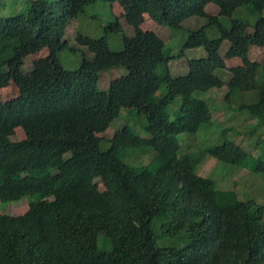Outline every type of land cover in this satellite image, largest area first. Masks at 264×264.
I'll return each instance as SVG.
<instances>
[{
    "label": "trees",
    "instance_id": "obj_1",
    "mask_svg": "<svg viewBox=\"0 0 264 264\" xmlns=\"http://www.w3.org/2000/svg\"><path fill=\"white\" fill-rule=\"evenodd\" d=\"M9 1L12 10L0 14V88L13 82L19 95L0 97V205L26 199L29 208L0 211V264H264V202L221 203L217 182L197 173L209 156L264 174V148L257 156L236 141L247 135L237 129L243 115L256 120L249 129L259 125L264 133V64L257 65L253 95L242 90L240 68L226 64L247 58V29L264 38V0H131L126 20L134 34L118 16L102 36L79 33L76 42L92 56L84 52L75 69L60 62L62 51L74 50L66 28L100 0ZM144 13L172 33L187 30L181 50L143 29ZM192 17L204 23L185 28ZM110 34L122 35L121 49L109 47ZM200 47L184 73L172 72V60ZM44 48L51 66L24 71L25 58ZM115 67L127 72L101 89L100 73ZM225 84L232 135L218 132L216 144L182 151L180 134L213 125L203 94ZM131 97V123L100 137ZM140 123L147 136L136 130ZM18 128L23 138H16ZM150 151L148 162L137 158Z\"/></svg>",
    "mask_w": 264,
    "mask_h": 264
},
{
    "label": "rangeland",
    "instance_id": "obj_2",
    "mask_svg": "<svg viewBox=\"0 0 264 264\" xmlns=\"http://www.w3.org/2000/svg\"><path fill=\"white\" fill-rule=\"evenodd\" d=\"M5 4L0 5V14L9 13L13 5L9 0H5ZM131 4V0H117L113 3L108 1L100 0L94 5H91L87 12L81 14L69 24L66 28L65 40H67L70 45L74 48L65 49L60 54L61 64L68 69H75L78 67L79 63L84 57V52L87 57H91V52L85 47L80 46L76 42V36L79 33L89 35L91 37H99L104 35V25L106 22L119 17L123 28L128 35L134 34L133 27L128 24L126 20L127 9ZM207 11L213 14H217L219 9L214 4H208L206 7ZM204 23L201 18L192 17L184 22L185 28H197ZM142 28L148 31H155L159 34L162 39L165 40L167 45L172 49L173 52L181 50L182 41L187 37V30L178 31L172 33L170 28L166 25H162L154 20L148 13H144V20L141 24ZM244 44L248 52L246 59L233 58L226 60L228 67L236 65L240 68L243 76L242 90L244 93L253 95V91L257 88L256 85V71L257 65L264 64V38L258 37L254 34L252 28L246 30L244 34ZM109 47L113 50H119L123 47L122 35L110 34L108 36ZM76 47V48H75ZM228 48V45H224L222 48V53H224ZM197 50L202 53L203 47L195 49H187V56L174 59L170 62L172 72L176 74L184 73L187 70V57L197 56ZM52 61L50 57V50L44 48L38 53L28 55L24 62V71H30L34 67H45L51 66ZM131 64L139 68H143L149 72H153V69L145 62L142 61H131ZM127 72L125 67H115L100 73V88H107L110 81L120 77ZM228 92L227 85H223L220 88H213L206 92L204 97L211 102V108L213 112V125H210L207 129L199 130L195 133H182L179 135V139L182 146V151H193L199 150L205 146L213 145L218 142L217 133L222 132V137L232 135L231 121L228 119L224 120V114L226 110L223 105L225 103V95ZM19 95L18 86L10 82L6 86L0 88V97L3 100H9ZM262 96L264 98V91H262ZM136 105L135 97H131L126 101V104L122 110V114L117 118L104 132H99L98 135L103 138H110L114 133L119 130L122 126L131 123L128 118L131 116L130 109ZM219 106V107H218ZM231 111V112H230ZM235 110L230 109L229 114L232 117V112L234 113V118H236ZM240 121L237 123V129H242L243 132L246 131L247 135H241L236 137L237 143L247 151L254 155H259L262 151L260 148H264V133L259 131L258 126L254 125L255 131L249 129L248 123L255 122V118H249L243 115L240 117ZM224 123H227L224 125ZM224 125V126H223ZM263 126V125H262ZM227 127V128H224ZM223 129V130H222ZM258 129V131H257ZM67 134H72L76 132L74 129H69L64 127ZM136 130L143 136H147L144 131L143 124L140 123L139 128ZM263 133V134H262ZM257 135V136H255ZM216 136L215 139H213ZM24 137L23 130L18 128L16 133V138L20 139ZM212 137V138H211ZM246 138V139H245ZM261 139L256 141L255 145L252 143L255 139ZM260 147V148H259ZM143 156H138L137 158L142 162H148L150 158H153L155 153L150 151ZM135 154H139L136 153ZM121 156L126 159L127 154L122 153ZM197 173L199 175L210 177L217 182L218 189H221V194L219 201L222 203L232 204L236 202L237 199H255L259 202H264V174H258L248 171V169H242L241 166L233 163H226L218 161L213 157H207L197 168ZM96 185L100 190L105 189L104 183L100 179H96ZM17 202V201H16ZM6 204L0 205V211L9 214H21L28 210L29 203L25 199L18 203L15 202H4Z\"/></svg>",
    "mask_w": 264,
    "mask_h": 264
},
{
    "label": "clouds",
    "instance_id": "obj_3",
    "mask_svg": "<svg viewBox=\"0 0 264 264\" xmlns=\"http://www.w3.org/2000/svg\"><path fill=\"white\" fill-rule=\"evenodd\" d=\"M184 151V150H183Z\"/></svg>",
    "mask_w": 264,
    "mask_h": 264
}]
</instances>
